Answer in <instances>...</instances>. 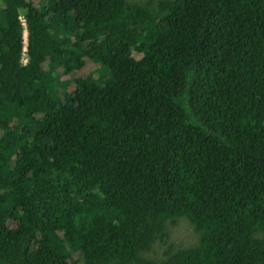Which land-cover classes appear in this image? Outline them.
<instances>
[{"label": "trees", "instance_id": "trees-1", "mask_svg": "<svg viewBox=\"0 0 264 264\" xmlns=\"http://www.w3.org/2000/svg\"><path fill=\"white\" fill-rule=\"evenodd\" d=\"M0 264H264V0H0Z\"/></svg>", "mask_w": 264, "mask_h": 264}, {"label": "rangeland", "instance_id": "rangeland-1", "mask_svg": "<svg viewBox=\"0 0 264 264\" xmlns=\"http://www.w3.org/2000/svg\"><path fill=\"white\" fill-rule=\"evenodd\" d=\"M127 1H129V0H127ZM136 1H146V0H133V2H136ZM19 19H20V21H21V23H22V25L24 27L23 35H24V51H25L26 48H27L26 42H27V36H28L27 35V26H26V21H25V19L22 18V16H20ZM71 35L73 37V34H71ZM21 55H22V51H21ZM28 59L29 58H28V52H27V56L24 57V59H21L22 65H24V66L27 65ZM45 62L49 63V60H47ZM92 66H94V63L88 62L86 68H84L83 70H80V71H78L76 73L74 72V74H72V72L65 71L64 66L62 64L56 65V67L58 69H54V70L52 69L51 73H54L55 71L58 72V74H59L58 76L60 77V78H58V81L61 82L62 86L55 85V76L53 74L47 73L46 70H47L48 67L44 66L43 70H41V72H39V73H37L35 75V78L40 77L42 82H44L46 85H49L50 88H48V87L45 88V90L48 91V96L42 97V98H44V102H42V100H40L41 98L40 99L37 98V104L36 105L38 107H40L41 109H43L44 106L51 100V98H53L56 102L62 101L60 99L63 98L64 94L71 92L75 88V82L74 81H75L76 78H78V75H82V76L85 77L86 72ZM47 75H49V77H47ZM35 82L38 84L39 88H41L42 85L44 84L40 80H37V79H35ZM23 96H26V95H23ZM50 96H51V98H50ZM45 99H47V100H45ZM40 116H42V113H41V115H39L38 113L34 114V117H40ZM23 120L25 122H23ZM8 122H9L8 125L16 124V125H19L20 127L23 126L21 124V122H23V123H25L27 125H30V119L26 120V119L23 118V119L19 120L18 117H15V116L11 117L10 119H8ZM14 156H15V154H13L11 156V159H14ZM178 223L181 224L182 226H184L186 224V221L184 219H179ZM175 227H176L175 223H171V224L167 225V231L170 232V238L168 240V242H170V243L171 242L175 243V238H177L179 235L182 234V229L178 230V231H176L174 233ZM160 257L161 256L159 255L158 259H160Z\"/></svg>", "mask_w": 264, "mask_h": 264}, {"label": "clouds", "instance_id": "clouds-1", "mask_svg": "<svg viewBox=\"0 0 264 264\" xmlns=\"http://www.w3.org/2000/svg\"><path fill=\"white\" fill-rule=\"evenodd\" d=\"M23 18V17H22ZM24 19V18H23ZM20 20V19H19ZM21 22V21H20ZM22 25V23H21ZM23 27V25H22ZM23 30H24V27H23ZM23 30H22V48H21V51H22V55L20 57V62H21V59H24V57L27 56V48L26 50L24 51V35H23ZM27 35H28V30H27ZM27 44V42H26ZM22 63V62H21ZM24 66V65H22ZM26 66V65H25ZM94 77V76H93ZM58 78H60L58 76ZM55 85L57 86H62L61 83H55ZM54 96V95H53ZM55 97V96H54ZM224 124V123H222ZM217 127V126H216ZM223 129V128H222ZM179 219H183V218H176V219H172V218H168L164 224V227H162L164 229V231L166 232V234L160 238L156 237L154 238L151 243L155 242L154 244L158 245V249H162V247L160 246L159 242L157 240H160V241H167L169 240L170 238V232L167 231V225L171 224V223H175L176 224V227L174 229V233L178 230H181L182 229V234L179 235L177 238H175V243H170V244H175L177 245L179 248H185L189 245V239H190V234L192 232V229L190 227L187 226V224H185L184 226H182L181 224L178 223V220ZM188 238V239H187ZM187 239V240H186ZM165 245V244H164ZM166 246V245H165Z\"/></svg>", "mask_w": 264, "mask_h": 264}]
</instances>
